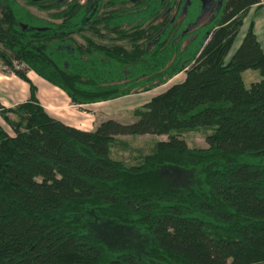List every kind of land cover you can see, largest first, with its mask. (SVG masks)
Instances as JSON below:
<instances>
[{
	"label": "trees",
	"instance_id": "1",
	"mask_svg": "<svg viewBox=\"0 0 264 264\" xmlns=\"http://www.w3.org/2000/svg\"><path fill=\"white\" fill-rule=\"evenodd\" d=\"M118 1L78 0L45 19L4 6L0 64L29 95L0 104L11 131L0 126V264H264V51L251 23L225 59L261 0ZM245 69L260 76L247 87ZM27 70L74 105L183 79L134 108L132 121L81 130L47 114ZM197 127L211 129L204 147L182 138ZM141 134L166 138L145 150L118 138ZM110 145L137 157H111ZM99 222L122 230L102 234Z\"/></svg>",
	"mask_w": 264,
	"mask_h": 264
},
{
	"label": "rangeland",
	"instance_id": "2",
	"mask_svg": "<svg viewBox=\"0 0 264 264\" xmlns=\"http://www.w3.org/2000/svg\"><path fill=\"white\" fill-rule=\"evenodd\" d=\"M206 1V0H205ZM261 4L264 5V1L261 0ZM253 8H251L250 10H248V13L246 14V16L243 19V23L241 24L237 35L235 36L229 50L227 53V56L225 57V59H227L229 57V55L233 52V50L235 49V47L237 46L238 42L240 41L241 36L243 35L244 31L246 30V27L249 23V21H254L257 24V36L258 39L262 45V49L264 51V8L259 9L258 11H253ZM37 15H39L40 17H45L43 15V13H37L34 12ZM206 13H204L205 15ZM73 38L78 41L81 42L82 39L79 35H73ZM94 40H97L99 42H103V43H109L112 42L113 40L110 39H106V40H98L96 38H94ZM114 42V41H113ZM116 43L128 47V43L124 40H119L116 41ZM16 67L21 68V65H16ZM6 70L7 68L0 64V72L3 70ZM8 70V69H7ZM241 77H242V81L245 87H247L251 82L256 81L260 78L259 76V72L257 69H245L241 72ZM183 79V74L180 73L178 74V76H175L172 80L166 82L164 85H160L157 86L151 90H148V92H142L136 95H132L129 97L124 98L123 97H119L116 98L115 100H111L109 102H107L106 104H101L102 108L105 109H110V110H114V111H118L121 113V111H123L127 106L129 105H134V108L140 106V102L145 100L147 101L151 96L163 91L165 89V87L171 83H175V82H179ZM40 82L43 83H47L45 82L43 79H39V83H35L37 86H40ZM47 85H49L47 83ZM51 86V85H49ZM52 87V86H51ZM135 104H139V105H135ZM121 123H127L129 122V120H133L134 117L132 116V110L128 111L126 113H124V115H121L120 117ZM1 125L2 128L8 132L11 133L10 129L8 128V126L4 123V121L1 119ZM210 128H206V127H197L194 129H190L186 132H184L182 134V138L186 141V143L189 146H193V147H204L205 146V142H204V134L210 132ZM166 138V135L160 134V135H155V134H141V135H126V136H122V140L126 141V143L129 145L130 148L132 149H142L145 150L147 149L151 144H153L154 142H156L157 140H163ZM138 152L134 151V150H120L117 149L114 145H110L109 147V155L111 157L114 158H121L122 160H124L126 163H130L133 161L134 157H137ZM135 157V158H136ZM171 176L173 177L174 181H178L181 183H184L187 180L188 174L182 171H176V170H172L171 172ZM98 225H104L103 229L106 230V232H103L102 234L105 235H109L111 237H113L111 235V233L108 231L109 230H113V231H121L122 228L117 227L114 224H110L108 222H99ZM124 230V229H123ZM126 230V229H125ZM127 231V230H126ZM116 239H121L119 237H116Z\"/></svg>",
	"mask_w": 264,
	"mask_h": 264
},
{
	"label": "crops",
	"instance_id": "3",
	"mask_svg": "<svg viewBox=\"0 0 264 264\" xmlns=\"http://www.w3.org/2000/svg\"><path fill=\"white\" fill-rule=\"evenodd\" d=\"M251 8H253L252 9L253 11L256 10L258 11L259 9L264 8V5L260 7H256V4H254L251 5L248 10H250ZM249 23L252 24L253 33L256 37V40L260 48L262 49V45L257 36V30H258L257 24L252 20L249 21ZM178 74L174 75L168 81L172 80L175 76H178ZM26 76L29 79V81L34 85L35 97L39 102V104L47 112V114L60 120L62 123L68 126L75 127L77 129L92 130L99 121L107 118H113L117 121H121L120 120L121 115H124V113L134 109V105H129L120 113L118 111L105 109L101 107V104H106L111 100L101 101L91 104H84V105H74L69 102L68 98L61 90L52 86L48 82L47 83L52 87L47 85V83L45 84L43 82H40V86H37L36 84L39 83V79L41 80L42 78L36 75L32 70H27ZM28 93H29L28 84L26 82L22 81L11 72H3V71L0 72V104L1 105H3L4 107L13 106L16 103L24 101L28 97L29 95ZM132 95H136V94L126 95V97ZM126 97L124 96V98ZM144 102L146 101L145 100L141 101L140 105L143 104ZM135 105H139V104H135ZM130 121L131 120H129V122ZM0 126L2 127L1 118H0ZM118 138L121 139L122 136H118Z\"/></svg>",
	"mask_w": 264,
	"mask_h": 264
},
{
	"label": "flooded vegetation",
	"instance_id": "4",
	"mask_svg": "<svg viewBox=\"0 0 264 264\" xmlns=\"http://www.w3.org/2000/svg\"><path fill=\"white\" fill-rule=\"evenodd\" d=\"M41 1V6L43 7L42 9L40 10H37L35 7L33 6H29V5H26L24 4L25 0H0V20L2 19V13H3V10H4V6H6L7 4L11 3V2H16L17 4L21 5V6H25L27 9H29L31 11V13L35 14V16H38L39 18H48L50 16L51 13H56V12H59V10L61 8H64L68 3H74L78 0H40ZM81 2H88L89 4H94L96 3L97 1H99L100 5L103 7L104 5L106 6H110V5H113L111 2H119L118 0H80ZM121 1H125L127 2L126 0H121ZM208 1H211V0H207V4H209ZM127 4H123V7L125 6H132V4L130 2H127ZM55 7H57V9H55ZM122 7V6H121ZM122 7V8H123ZM101 10V9H100ZM34 12H37V13H43V15L45 17H40L39 15H37L36 13ZM73 35H77V34H72V37Z\"/></svg>",
	"mask_w": 264,
	"mask_h": 264
}]
</instances>
